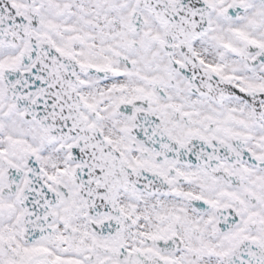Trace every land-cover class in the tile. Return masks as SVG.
Segmentation results:
<instances>
[{"label":"snow or ice","instance_id":"obj_1","mask_svg":"<svg viewBox=\"0 0 264 264\" xmlns=\"http://www.w3.org/2000/svg\"><path fill=\"white\" fill-rule=\"evenodd\" d=\"M0 264H264V0H0Z\"/></svg>","mask_w":264,"mask_h":264}]
</instances>
